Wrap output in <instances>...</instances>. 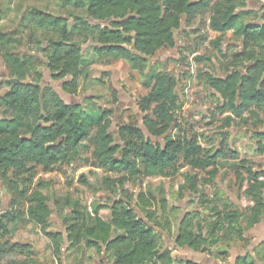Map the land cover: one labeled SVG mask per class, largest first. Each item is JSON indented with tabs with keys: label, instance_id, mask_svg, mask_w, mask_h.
Wrapping results in <instances>:
<instances>
[{
	"label": "trees",
	"instance_id": "1",
	"mask_svg": "<svg viewBox=\"0 0 264 264\" xmlns=\"http://www.w3.org/2000/svg\"><path fill=\"white\" fill-rule=\"evenodd\" d=\"M60 2L85 14V18H76L77 25L73 29H70L68 19L36 8L28 9L21 22L26 28L33 26L55 37L42 50L45 55L42 65L46 66L53 79L62 81V89L68 95L76 96L78 93L84 60L82 45L90 40L95 45L94 53L99 61L123 60L144 75L143 86L148 94L141 101V109L152 110L154 116L144 118V128L150 136L165 135L176 122V113L181 109L176 94L177 83L169 73L153 70L145 74L148 59L162 49L175 47V32L180 30L183 17L211 10L209 29L214 35L216 49L222 53L223 40L233 36L241 40L243 50L233 56V66L237 68L226 78L206 77L211 89L226 101L222 112L233 115L228 119L230 123L244 120L248 112L254 115L253 108L264 112V59L251 57L254 49L264 51V15L247 8L245 0ZM261 12H264V6ZM74 33L83 44L74 40ZM3 58L14 80L0 98V110L9 115L0 118V179L7 189L18 195L14 205L25 200L30 192L34 180L28 175L33 167L50 170L74 161L79 157L83 143L92 138L94 130L92 157L96 168L107 174L121 175L118 180L106 179L110 195L108 203H94L91 212H83L80 203H74L70 214L64 215L66 237L48 230L52 214L48 199L39 192L34 193L32 203L35 207L31 205L26 216L50 239L47 247L52 256L61 259L67 243L68 250L93 249L112 264H199L175 257L173 251L164 249L163 236L157 229L165 232V228L153 213V203L146 196H139L136 208L145 217L141 218L132 206V200L124 194V183L142 177L167 176L170 170H177L180 162L193 171H207L216 166L218 159L226 157V153L207 154L196 138H168L163 146L155 144L146 137L144 130L135 126L120 128V142L117 143L110 132V112L66 104L52 89L42 90L37 85L26 83L32 73L27 57L7 52ZM222 58L226 59L227 55H222ZM245 63L249 65L239 69ZM254 137L264 142V132L256 133ZM259 151H264L262 145H259ZM238 156L237 152H231L233 159H238ZM246 165V162L242 163L241 168L244 170ZM246 171L247 179L242 173L237 174V179L242 187L247 184L244 194L252 202L247 213L237 209L214 210L215 218L206 234L195 231L192 216H188L181 222L175 238L179 249L210 254L211 248L225 241L246 242V229L242 224L246 223L250 230L264 217V174H256L250 169ZM210 176L215 178L216 172ZM191 180L188 176L189 191L199 194L197 184ZM67 205L71 206L69 202ZM105 211L108 214L103 217L102 212ZM15 218L4 215L0 220V261L9 259V264H35L32 259L15 261L19 256L31 258L33 254L29 244L7 239L13 233L8 231L4 219L13 221ZM224 254L223 258L228 257L227 253ZM254 254L264 262V239L254 249ZM254 263L249 252L235 259V264Z\"/></svg>",
	"mask_w": 264,
	"mask_h": 264
},
{
	"label": "rangeland",
	"instance_id": "2",
	"mask_svg": "<svg viewBox=\"0 0 264 264\" xmlns=\"http://www.w3.org/2000/svg\"><path fill=\"white\" fill-rule=\"evenodd\" d=\"M245 2L247 8L264 15V12H261L262 4L258 0ZM30 8L68 19L70 29L76 27V18H85L82 11L63 5L60 0H0V98L5 95L10 82L14 80L3 58L5 53L12 52L27 57L31 62L29 67L32 73L27 77L26 83L37 85L42 90L52 89L66 104H80L88 110L110 112V132L117 143L120 142V128L135 126L144 130L146 137L155 144L163 146L168 138H196L207 154L225 152L226 157L218 159L216 166L207 171H193L180 162L177 170H170L167 176L142 177L125 182L124 194L132 200V206L141 218L145 217L136 208L139 196L144 195L153 203V213L165 228V232L157 229L163 236V247L173 251L175 257L185 260H194L196 257V260L203 264H233L229 261L230 257L232 259L242 253L244 256L249 252L254 258V264H263L264 262L255 256L254 249L259 245V241L264 239V217L250 230L246 228V223L242 224L246 229L245 243L225 241L216 248H211L210 254L193 252L188 248L179 249L175 244L179 226L188 216H192L193 229L206 234L209 224L215 218L214 210L225 212L237 209L246 214L252 202L244 194L247 184L244 183L242 187L237 174L242 173L244 179H247V169L256 174H264V151H259V145L264 147V142L254 137L256 133L264 132V112L253 108L254 115L248 112L244 120L237 119L230 123L228 119L233 118V115L221 110L226 104L225 99L212 90L206 81L207 75L215 79L226 78L237 68L233 66L232 60L236 53L243 51L241 40L233 36L225 38L221 53L214 46L215 38L209 29L211 10L182 18L181 28L175 32V47L162 49L149 58L145 71V74L153 70L171 74L176 79V94L181 105V109L176 113V122L170 130L161 137H153L143 125L147 115L154 117L152 110L141 109V101L148 94V90L143 86L144 75L133 70L123 60L99 61L94 53V43L89 40L83 44L74 33V40L83 44L84 60L78 80V93L76 96L68 95L62 89V81L53 79L46 66L42 65L45 61L42 50L47 47V42L55 37L33 26L26 28L21 22L23 14ZM222 55H227V58L223 59ZM251 57L264 59V51L254 49ZM247 65L249 63L239 66V69ZM3 116L9 117L0 110V118ZM95 134L96 131H92L91 137L94 138ZM92 138L83 143L79 157L69 164L50 170L33 167L28 177L33 178L34 183L26 199L19 201L17 205L13 202L18 200V195L7 189L4 181L0 179V220L4 215L17 218L13 221L4 219L8 231L13 233L7 239L29 244L33 250L31 258L22 255L15 261L32 259L35 264H112L93 249L81 247L68 250L67 243L64 245L61 259L53 257L47 247L50 239L26 216V211L31 205L35 207L32 203L35 199L34 193H41L48 199V206L52 210L48 230L60 232L66 237L67 225L64 215L70 214L75 202L80 203L83 212H91L94 203H108L107 198L110 195L106 179L118 180L121 175L107 174L96 168L92 157ZM231 152H237L238 159H233ZM244 162L247 165L243 170L241 165ZM212 172H216L215 178H211ZM188 176L193 179L191 182L197 184L199 194H191L189 191ZM67 202L71 206L67 205ZM107 214L108 211L102 212L103 217ZM224 253H227L228 257L223 258ZM10 261H0V264H9Z\"/></svg>",
	"mask_w": 264,
	"mask_h": 264
},
{
	"label": "crops",
	"instance_id": "3",
	"mask_svg": "<svg viewBox=\"0 0 264 264\" xmlns=\"http://www.w3.org/2000/svg\"><path fill=\"white\" fill-rule=\"evenodd\" d=\"M263 241V240H262ZM261 240L259 241V244L262 242ZM239 256H243V253L242 254H238L237 256H235L234 258H232L231 259V257L229 258V261L232 263L233 262V264H235V259L237 258V257H239ZM195 259L194 260H189V261H193V262H195V263H199V264H203V263H201V262H198L196 259H198V258H196V257H194ZM216 262H218L217 260H216ZM213 264H217V263H214V262H212ZM218 264H223V263H221V262H218Z\"/></svg>",
	"mask_w": 264,
	"mask_h": 264
},
{
	"label": "water",
	"instance_id": "4",
	"mask_svg": "<svg viewBox=\"0 0 264 264\" xmlns=\"http://www.w3.org/2000/svg\"><path fill=\"white\" fill-rule=\"evenodd\" d=\"M258 1L262 4V6H264V2L262 0H258Z\"/></svg>",
	"mask_w": 264,
	"mask_h": 264
}]
</instances>
